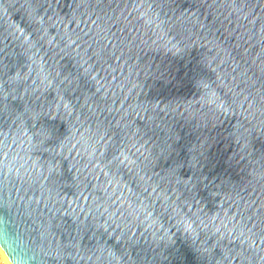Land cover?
Listing matches in <instances>:
<instances>
[{"label":"water","instance_id":"obj_1","mask_svg":"<svg viewBox=\"0 0 264 264\" xmlns=\"http://www.w3.org/2000/svg\"><path fill=\"white\" fill-rule=\"evenodd\" d=\"M0 243L264 264V0H0Z\"/></svg>","mask_w":264,"mask_h":264},{"label":"built area","instance_id":"obj_2","mask_svg":"<svg viewBox=\"0 0 264 264\" xmlns=\"http://www.w3.org/2000/svg\"><path fill=\"white\" fill-rule=\"evenodd\" d=\"M0 264H13L12 261L6 256V254L0 248Z\"/></svg>","mask_w":264,"mask_h":264},{"label":"bare ground","instance_id":"obj_3","mask_svg":"<svg viewBox=\"0 0 264 264\" xmlns=\"http://www.w3.org/2000/svg\"><path fill=\"white\" fill-rule=\"evenodd\" d=\"M1 250L6 254V256L11 260L10 256L8 255L7 251L3 248V246L0 243ZM13 263V262H12ZM14 264V263H13Z\"/></svg>","mask_w":264,"mask_h":264}]
</instances>
